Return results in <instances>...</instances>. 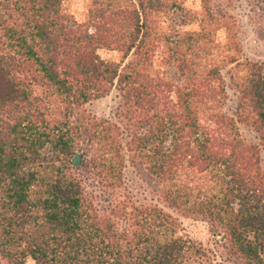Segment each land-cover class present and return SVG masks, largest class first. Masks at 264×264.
Listing matches in <instances>:
<instances>
[{
    "label": "trees",
    "instance_id": "trees-1",
    "mask_svg": "<svg viewBox=\"0 0 264 264\" xmlns=\"http://www.w3.org/2000/svg\"><path fill=\"white\" fill-rule=\"evenodd\" d=\"M63 3L0 0V256L9 264L210 261L162 208L123 202L106 216L87 191L81 171L93 168L115 189L125 157L115 125L78 111L117 87L137 127H148L137 144L151 153L149 172L167 205L206 220L242 264H264L260 145L239 129L250 126L264 145V67L237 63V104L225 113L218 57L238 51L235 21L215 17L203 0V26L185 32L173 24L182 9L171 0H91L87 21L77 23ZM99 49L119 51L120 64ZM157 56L175 65L182 85L159 75Z\"/></svg>",
    "mask_w": 264,
    "mask_h": 264
},
{
    "label": "rangeland",
    "instance_id": "rangeland-1",
    "mask_svg": "<svg viewBox=\"0 0 264 264\" xmlns=\"http://www.w3.org/2000/svg\"><path fill=\"white\" fill-rule=\"evenodd\" d=\"M90 2L91 0H64L63 9L77 23H85ZM171 2L176 3L182 9L172 13L171 18L175 21L173 24L178 26L177 29L185 32H198L203 26V0H171ZM208 5L215 17L228 16L236 23L238 51H228L223 55L224 58L218 57L219 65L226 63L221 69L228 94L223 111L232 116L237 104V95L231 87V76L235 72L237 63L250 61L264 67V0H208ZM182 15L185 17L184 25H182ZM214 41L220 48L227 44L226 32L223 28L214 31ZM98 55L108 63L120 64L122 60V54L115 50L99 49ZM231 56L236 58V62H230ZM160 61L161 58L157 56L154 69L159 72V75L173 82L174 86L182 85L183 81L175 65L167 66ZM168 95L171 101L175 102L176 97L173 90H170ZM78 113V115L94 116L119 129V138L125 157L124 167L119 176L121 182L119 186L115 189L105 187L103 178L93 168L80 172L87 191L96 197L101 211H105L106 216L111 214L113 207L123 202L134 203L139 207L156 205L177 219L178 236L201 245L210 255V261H190L188 264H242L237 258L229 255L226 244L216 236L206 220L201 217L185 216L170 208L164 201L163 185L149 172L151 160L147 158V155L151 153L144 151L137 144V137L147 134L148 127L145 129L137 127L117 87H113L107 96L91 100ZM239 129L242 138L247 143L260 145L261 167L264 170V145L261 144L250 126L239 124ZM182 179L190 185L199 187L198 177L187 179L184 174ZM203 187L204 191L205 186ZM0 264L9 263L0 256ZM25 264H34V262L27 259Z\"/></svg>",
    "mask_w": 264,
    "mask_h": 264
}]
</instances>
